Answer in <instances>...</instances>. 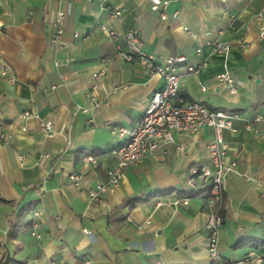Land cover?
<instances>
[{
    "label": "crops",
    "instance_id": "0c3cea01",
    "mask_svg": "<svg viewBox=\"0 0 264 264\" xmlns=\"http://www.w3.org/2000/svg\"><path fill=\"white\" fill-rule=\"evenodd\" d=\"M168 1L161 21L148 0H110L120 11L112 19L97 0H0V263L5 257L8 264H207L204 222L214 212L223 221L222 259L254 252L264 264V245L252 241L264 239V122L247 128L249 119L264 116V0ZM56 10H68L67 47L58 50L48 45ZM98 23L120 34L132 30L139 50L156 59L206 61L194 74L178 69L179 89L186 100L236 115L234 130L222 137L237 168L225 177L219 202L208 192L192 194L187 183L192 170L211 167L208 127L176 133L174 144L124 168L101 202L89 200L87 189L115 164L118 129L130 130L163 84L136 60H124V41H109ZM215 41L228 49L213 52L206 43ZM99 69L105 74L93 81ZM224 71L238 82L234 92L216 78ZM114 84L123 88L113 90ZM90 94L106 103L88 114L81 108H91ZM45 121L53 125L51 137L40 126ZM86 155L94 162H85ZM70 173L81 175L79 187L67 182ZM44 177L38 197L34 186ZM173 198L188 203L174 206ZM34 208L41 217L33 229ZM240 239L244 244L234 247Z\"/></svg>",
    "mask_w": 264,
    "mask_h": 264
},
{
    "label": "built area",
    "instance_id": "2783aa9c",
    "mask_svg": "<svg viewBox=\"0 0 264 264\" xmlns=\"http://www.w3.org/2000/svg\"><path fill=\"white\" fill-rule=\"evenodd\" d=\"M102 4L101 11L107 13L109 17L118 18L120 11L112 8L109 5L110 0H97ZM150 3V10L158 15V19L166 21L168 15L166 8L168 0H148ZM69 6V4H68ZM68 10H56L54 19L50 23V36L48 45L55 49H63L67 47L66 42L62 39L64 28L63 22L67 15ZM257 20L261 19V15L256 16ZM101 31L106 33L109 41L115 43L118 39H122L125 43L126 51L122 53V57L126 61L136 60L140 63L142 68L150 73L159 76L163 84L162 86L153 91L148 101L147 106L142 112L141 116L136 120L130 130L119 128L118 131L122 139L117 143L116 147L111 151L115 164L107 169L104 179L96 183L93 187L87 189V196L91 202L99 203L102 197L110 189H115L120 184L124 168L138 164L151 156L155 151L168 144H174L175 134H195L202 127H208L211 130V137L206 145V150L211 161V167L201 166L198 169L191 171L187 183L191 190L194 192L206 191L208 189L215 202L221 200V189L225 177L232 172L236 171L237 160L227 153V148L223 143L222 133L225 130L233 131L232 120L236 115L226 112L222 109H211L205 106L201 101L186 100L180 93V73L178 69L182 66L187 73H196L206 61L200 59L195 64L187 63L183 55L166 56L156 59L153 55L146 54L139 50L134 41V32L127 30L123 34L109 28L107 25L98 23L95 26ZM264 34V30H261ZM73 38L83 39L85 35L74 33ZM207 45L212 47L213 52L226 51L229 44L226 42L215 41L207 42ZM202 49L198 47L195 54H201ZM2 75L7 76L8 71L2 69ZM105 74V69H99L92 73L93 81L100 79ZM12 80V76H7ZM217 80L224 83L229 92H234L238 82L234 80L228 71H224L217 75ZM93 85V89H95ZM51 88H54L52 86ZM123 85H113V90L122 89ZM204 90V86L201 87ZM89 101L91 108H81L84 113L90 114L97 111L101 104L106 103L104 99L99 100L94 94H90ZM28 116V113L24 114ZM254 122H264V116L256 115L248 120L247 128H251ZM42 130L47 137L52 136L53 125L49 121L40 124ZM0 134V138H2ZM176 148L183 151V145L178 144ZM93 157L86 155L83 160L87 163H93ZM47 177H44L34 186V192L38 197H42L45 193L44 183ZM67 182L74 186L79 187L82 182V177L79 174L70 173L67 175ZM171 204L177 206L179 204L187 205L188 200L185 198H173ZM40 210L34 208L30 214L29 219L32 228L34 229L40 220ZM131 222V219L127 217ZM205 228L207 229L206 237V251L210 259L207 264H258L262 261V256L250 252L243 257L236 260H223L218 249V236L222 226V218L212 212L207 215ZM150 224L148 217L142 224L137 225L139 230L144 229ZM35 235V233H33ZM38 237V235H36ZM48 264H52L48 262ZM84 264H89L85 261Z\"/></svg>",
    "mask_w": 264,
    "mask_h": 264
},
{
    "label": "trees",
    "instance_id": "16d2710c",
    "mask_svg": "<svg viewBox=\"0 0 264 264\" xmlns=\"http://www.w3.org/2000/svg\"><path fill=\"white\" fill-rule=\"evenodd\" d=\"M204 192H208V189H206V191H204ZM192 194H196V192L192 191ZM135 201H136V200H134V202H135ZM30 208H31V207H28L27 209L23 210L21 214H25L26 212H28V210H30ZM252 241L254 242V244H253L254 246H256L257 244L264 245V239H253ZM243 244H244V239H240V240H238V241L235 243L234 247L237 248V247L242 246ZM0 264H8V263H7V259L4 257V258L2 259V262H1Z\"/></svg>",
    "mask_w": 264,
    "mask_h": 264
}]
</instances>
